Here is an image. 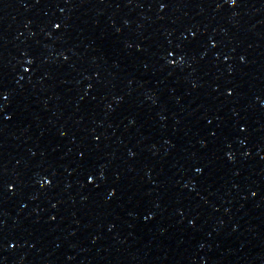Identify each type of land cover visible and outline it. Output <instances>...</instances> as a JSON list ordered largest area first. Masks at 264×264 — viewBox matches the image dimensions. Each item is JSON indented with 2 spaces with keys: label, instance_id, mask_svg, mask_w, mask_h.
<instances>
[{
  "label": "water",
  "instance_id": "95a60500",
  "mask_svg": "<svg viewBox=\"0 0 264 264\" xmlns=\"http://www.w3.org/2000/svg\"><path fill=\"white\" fill-rule=\"evenodd\" d=\"M0 264H264V0H0Z\"/></svg>",
  "mask_w": 264,
  "mask_h": 264
}]
</instances>
